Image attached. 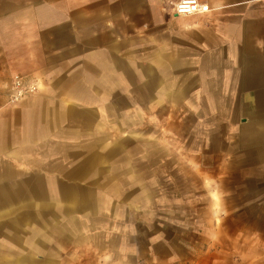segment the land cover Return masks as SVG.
Here are the masks:
<instances>
[{
    "label": "crops",
    "instance_id": "1",
    "mask_svg": "<svg viewBox=\"0 0 264 264\" xmlns=\"http://www.w3.org/2000/svg\"><path fill=\"white\" fill-rule=\"evenodd\" d=\"M179 1L0 0V264H226L165 239L214 221L264 264V0ZM16 75L38 92L11 105ZM178 174L209 202L188 224Z\"/></svg>",
    "mask_w": 264,
    "mask_h": 264
},
{
    "label": "rangeland",
    "instance_id": "2",
    "mask_svg": "<svg viewBox=\"0 0 264 264\" xmlns=\"http://www.w3.org/2000/svg\"><path fill=\"white\" fill-rule=\"evenodd\" d=\"M173 172L169 173L172 175ZM177 175V173H176ZM181 183H178L175 186H173V183L168 181L165 182V188H164V199L163 195H160V198L164 200L165 207L163 208V216L166 221H169V223H184L188 224L186 220H182V217L186 215L189 211L192 213H197L199 216L206 215V212L208 210L209 202H207V199H202L200 203L196 200L188 199L189 193L192 189L189 188V185L193 182L191 179V182H188V179L185 178L183 175L180 176ZM156 190H153L155 193ZM219 193V190H217ZM216 198V196H214ZM217 199V198H216ZM149 213L154 215L156 210V205L149 206ZM154 209V210H153ZM218 214L220 213L218 207H217ZM162 212V210H161ZM159 212V215H161ZM181 221V222H180ZM220 222L217 224L214 221V224H211L210 226H207L205 229H202L199 231V233H194V236L188 237L185 235H181V232L177 228H173V225L168 229L167 235L165 239H170L171 242H175L176 240H187L191 243L192 248H225L222 251H225L224 255L228 256L229 259L226 264H236V260L238 256L242 257L245 255L246 259L245 262H248L247 256L251 255L252 253L244 249L240 250L238 252L237 249V241L236 236H234L236 231V221L229 222V228L227 230L228 236H221V232L219 230ZM226 232V233H227ZM229 250V251H228ZM249 250H251L249 248ZM219 251V249H218ZM211 255V254H210ZM219 256V253L213 254ZM140 264H152V263H145L141 262Z\"/></svg>",
    "mask_w": 264,
    "mask_h": 264
},
{
    "label": "built area",
    "instance_id": "3",
    "mask_svg": "<svg viewBox=\"0 0 264 264\" xmlns=\"http://www.w3.org/2000/svg\"><path fill=\"white\" fill-rule=\"evenodd\" d=\"M181 6H183V11H181ZM209 12V6L199 0H180L172 6V13L176 17L200 16ZM37 92V86L28 82L24 77L13 76L8 92V102L11 105L18 104L24 98L35 95Z\"/></svg>",
    "mask_w": 264,
    "mask_h": 264
},
{
    "label": "clouds",
    "instance_id": "4",
    "mask_svg": "<svg viewBox=\"0 0 264 264\" xmlns=\"http://www.w3.org/2000/svg\"><path fill=\"white\" fill-rule=\"evenodd\" d=\"M181 11H183V6H181Z\"/></svg>",
    "mask_w": 264,
    "mask_h": 264
}]
</instances>
